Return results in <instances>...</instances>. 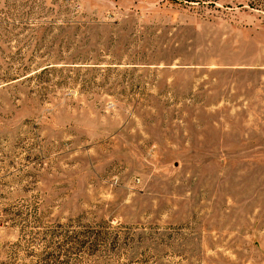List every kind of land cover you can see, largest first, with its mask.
Instances as JSON below:
<instances>
[{"label": "rangeland", "instance_id": "obj_1", "mask_svg": "<svg viewBox=\"0 0 264 264\" xmlns=\"http://www.w3.org/2000/svg\"><path fill=\"white\" fill-rule=\"evenodd\" d=\"M0 264H264V0H0Z\"/></svg>", "mask_w": 264, "mask_h": 264}]
</instances>
